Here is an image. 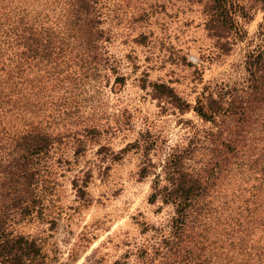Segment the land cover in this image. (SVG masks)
<instances>
[{"label":"trees","instance_id":"16d2710c","mask_svg":"<svg viewBox=\"0 0 264 264\" xmlns=\"http://www.w3.org/2000/svg\"><path fill=\"white\" fill-rule=\"evenodd\" d=\"M99 1L0 0V264H45L36 240L12 226L39 204L50 149L66 136L80 147L77 132H97L93 112L83 117L75 100L107 61ZM231 2L209 0L207 9L222 54L242 35ZM255 37L243 80L205 85L193 104L149 84L156 101L208 125L192 126L187 144L169 147L153 173L147 201L173 214L157 243L136 249L140 264H264V22Z\"/></svg>","mask_w":264,"mask_h":264},{"label":"rangeland","instance_id":"374dc122","mask_svg":"<svg viewBox=\"0 0 264 264\" xmlns=\"http://www.w3.org/2000/svg\"><path fill=\"white\" fill-rule=\"evenodd\" d=\"M230 1L242 35L226 54L206 29L209 0L99 1L107 61L75 100L85 104L83 117L93 112L97 132H77L80 147L66 136L50 149L39 204L12 226L36 240L45 264H140L136 249L167 231L172 206L147 201L153 173L169 147L187 144L192 126L208 124L191 109L179 113L156 101L149 84L164 83L193 104L205 85L243 80L244 52L257 43L264 4ZM141 166L149 169L144 177Z\"/></svg>","mask_w":264,"mask_h":264}]
</instances>
